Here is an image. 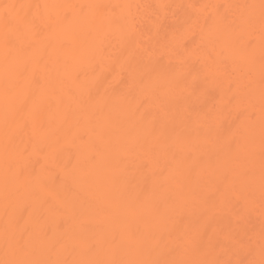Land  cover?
Segmentation results:
<instances>
[{"label": "bare ground", "instance_id": "6f19581e", "mask_svg": "<svg viewBox=\"0 0 264 264\" xmlns=\"http://www.w3.org/2000/svg\"><path fill=\"white\" fill-rule=\"evenodd\" d=\"M0 264H264V0H0Z\"/></svg>", "mask_w": 264, "mask_h": 264}]
</instances>
